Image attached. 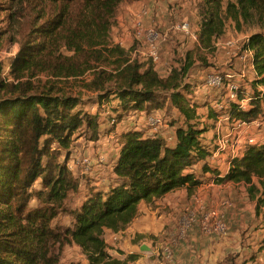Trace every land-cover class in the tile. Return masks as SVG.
<instances>
[{"label":"trees","instance_id":"16d2710c","mask_svg":"<svg viewBox=\"0 0 264 264\" xmlns=\"http://www.w3.org/2000/svg\"><path fill=\"white\" fill-rule=\"evenodd\" d=\"M138 1L0 0V17L6 21L0 47L14 41L16 30L22 32L8 69L0 60V264H124L113 255L106 230H125L139 214L142 201L180 186H196L204 173H213L220 183H244L256 212L264 206V140L247 144L242 155L231 159L224 176L206 162L217 145L206 140L209 127L199 121V105L192 99L196 92L183 84L193 61L190 50L186 61L174 64L166 78L151 75L150 69L143 71L137 57L124 67L130 49L111 44L110 33L120 23L124 3ZM197 8L198 51L200 47L214 50L229 21L239 30L248 23L264 27V0H199ZM244 48L253 51L257 78L252 83L251 108L234 106L233 111L249 121L263 112L264 97L257 86L264 84V30L253 32ZM88 70L95 71L89 87L100 90L101 100L117 98L123 111L151 113L169 97L183 125L177 127L175 144L141 129L124 131L113 166L117 177L107 187L90 185L86 198L70 208L68 201L81 186L80 177L68 165L72 135L86 125L96 137L99 122L97 114L79 107L82 96L58 83ZM230 81L236 80L227 78L226 84ZM237 82L239 95L248 93ZM199 163L202 173L194 170ZM62 212L72 216L70 225L54 224ZM67 245H77L87 262L62 263ZM260 249L264 250V238ZM236 261L228 254L218 264H246Z\"/></svg>","mask_w":264,"mask_h":264},{"label":"rangeland","instance_id":"374dc122","mask_svg":"<svg viewBox=\"0 0 264 264\" xmlns=\"http://www.w3.org/2000/svg\"><path fill=\"white\" fill-rule=\"evenodd\" d=\"M179 1L181 3L189 1L190 4L184 6L181 5ZM198 1L199 0H168L167 10L170 12V15L167 22H163L162 24L158 23L156 25L158 29L166 34V39L162 42L163 71H161L159 67L155 69V64H152L147 58L136 55V50L139 48L141 49L143 46L134 35L136 24L135 17L139 14V8H134V5L124 3L126 6H123L122 10L120 9L121 15L119 10L120 23L111 30L110 42L111 44H119L130 49L128 54L124 57V67H128L129 62L137 57L144 65L143 71L150 69L151 75L157 73L163 78L169 76L174 64H176V66H181L186 61L185 56L190 50V52H192L191 58L193 61L188 73L183 79V84H189L193 92H196L193 94L192 99L199 105V121L201 126L205 124L209 127V130L205 133L206 140L208 142L213 140L211 145L215 146L218 136V123L220 119H223V116L228 113L232 102L223 99L222 95H224L225 90L217 91L206 85L204 76L206 73L212 71L221 72L226 76L228 75V80L240 81L242 87L252 96V83L253 80L257 78V74L248 76L251 60L249 55H246L247 49L244 48V43L253 32L264 30V27H260L255 23H248L243 24L242 29L239 30L232 21H229L226 34L217 41L214 50L200 47L198 51L196 49L197 46L199 47L197 39L199 38L200 32L196 29L198 25L200 26V17L197 8ZM130 10L132 11L130 12ZM127 13L128 20L125 21V15ZM184 21L190 23L192 30L191 34H195L197 39H194L193 35L175 28L176 24ZM127 25L130 27L123 30ZM5 27L6 21L1 16L0 31L4 30ZM14 37L15 39L13 42L5 41L4 45L0 47V60L6 63V65H4L6 69H8L9 59L12 55L17 53L20 47L19 40L22 38V32L16 30ZM137 53L139 54V52ZM178 59L180 60L179 63L176 61ZM103 68L109 71L113 70L110 66H103ZM94 72L95 71L88 70L84 75L78 78H70L58 83L65 91L82 96L83 103H81L79 107L88 114H97L99 122V130L96 137L93 135L91 128L86 125L76 130L72 135V154L68 160V165L71 171L76 176L80 177L81 186L76 194L74 193L71 195L72 197L68 201V206L70 208L79 205L81 201L86 198L90 193V185L107 187L114 177H116L113 175V166L119 156L118 154L121 148L120 137L124 131L129 128L140 127L139 129L144 130L148 135L159 134L160 136H165L167 141L172 144L173 141L177 139V127L183 125L182 115L169 97L164 99L162 108L151 113L132 110L123 111L117 98L112 101H109L108 98L101 100L99 96L100 90H94L89 87L96 78ZM41 77L44 79L46 78L43 74ZM107 84L112 85L113 81H108ZM257 90L261 92L264 97V84H259ZM220 104L224 107L218 111L217 106ZM121 110L123 115L120 120ZM152 113L160 117V124L154 125L149 123L147 114ZM249 123L251 127L249 132H245V138L250 139L262 133V135H258L256 138L264 140V138H262V136L264 137V100L262 114L255 117L253 120H249ZM64 158L65 155L63 153L60 156V160H64ZM84 158H90L92 160L93 165L90 169H87L83 164L82 160ZM216 161H220L219 167L225 170L230 158L225 156L223 158L220 157L219 160H209V157L206 159V162L210 166H213ZM101 162L103 164L99 165ZM194 170L198 173H202V163L197 164ZM209 191V198H212L210 202H207L205 196L200 194H195L193 199L186 198L187 203L181 208V213H178V216L172 217L161 231L148 232V234L143 235V237L137 234L134 237L132 233H121L120 235V231L114 232L112 230H106L105 238L111 247L113 255L120 258V254L125 252V243L132 244L134 242V244L140 246L143 242L149 241L153 249L158 251L162 250L167 241L165 232L168 230V227L172 223H179L188 209L198 208L199 213L203 214L207 209L220 208V202L223 199L229 198L234 201L235 209L233 210L239 213V208L244 207L247 209V212L246 214H240L237 219L232 222V225L228 222L229 231L225 236L214 235L212 236L213 239L218 238V242L222 241L224 244H227V246H229L228 252L235 256L236 262L241 261L246 264H264V254L260 251L261 249L258 247V244L249 243L247 238H249L250 235L246 236L245 234L247 231H244L248 230L252 222H259L260 220L261 223L256 229H264V206L256 212L255 206L252 205L253 201L247 196V190L238 187H236L235 190H231L232 195H230L229 190L215 189L214 187H211ZM72 220L73 218L69 212H62L53 222L54 224L60 223L70 225ZM186 239H189V235ZM123 241L125 243H123ZM61 259L62 263L71 261L87 262L85 255L77 245H67L62 251ZM158 261H160V256L156 251V253L151 252L148 255L146 262H148V264H156Z\"/></svg>","mask_w":264,"mask_h":264},{"label":"crops","instance_id":"0c3cea01","mask_svg":"<svg viewBox=\"0 0 264 264\" xmlns=\"http://www.w3.org/2000/svg\"><path fill=\"white\" fill-rule=\"evenodd\" d=\"M167 3L168 0H140L134 4H131L134 5L133 6L134 8H139L138 11L139 14L137 15V17H135V22L137 21L138 18H141L146 25L156 26L158 23L159 24H162L163 22L166 23L170 15V12H168L167 10ZM180 4L186 6L189 5L190 3L189 1H186L184 3L180 2ZM131 11L132 10H130V12ZM127 20H128V13L125 15V21ZM128 27L130 26L129 25L125 26L123 30L127 29ZM196 29L197 31H200V26L198 25ZM134 35L136 37L135 28H134ZM138 50H136V52H139ZM246 55L248 56L249 54L247 53ZM249 57L251 60V66L250 69L248 70V76H250L251 74L252 75L257 74L254 65H252V56ZM158 67L161 71L164 70L162 63L159 65H155V69H157ZM222 96L223 99L228 100L225 94ZM224 118L225 116H223V119L222 118L220 119L219 123L222 122L223 129H229L231 127V124H229V122ZM139 128H129V129H139ZM239 128L240 129L237 132L241 133V135L243 136L245 132L247 133L250 130V127L248 128L244 126V124H240ZM258 135H262V133L257 134L256 137H258ZM256 137H254L256 141H263V139H259ZM262 138L264 137L262 136ZM176 140H174L172 144H175ZM229 155H230L229 153H223L219 155L218 158L215 157V159L212 155L209 157V160L210 159L219 160L220 157L223 158L225 156L227 158H230V161L227 162V166L225 170H222L221 167H219L220 161H216L215 164H213V167L218 168V170L220 169L219 176H224L230 168L231 165L230 162L232 158L231 155L230 157ZM102 164L103 163L101 162L99 165ZM113 175L117 177V174L115 172H113ZM214 179L215 178L213 176V173L211 172L204 173L202 182L196 186H190L189 184L180 186L162 195L155 194L153 198L149 201H142L140 203L139 214L134 218L133 222L125 230L120 231V235L121 233H132L133 236L135 237L137 234H139L138 236H143V235H147L148 232L161 231V229L165 227L166 223L172 217L178 216V213H181V208L187 203L186 198L193 199V196L195 194H200L205 196L207 202H210L212 200L211 197L209 198L210 195L209 190L211 189V187H214L215 189L229 190L230 195H232L231 190L233 189L235 190L236 187L247 190V186L244 183H235V182L227 181L224 183L218 182L212 184L211 181ZM252 205L255 206L253 202ZM233 209H235V204L234 207L225 210L226 218L228 222L231 223V225L232 222H234L235 219H237V217L240 214H246L247 212V209L244 207L239 208L240 211L239 213ZM241 211H245V212H241ZM180 223L181 221L176 224L180 225ZM260 223L261 220L259 222L254 221L248 227V230H244L247 231V233L245 234L246 236L250 235L249 238H247V241L252 244L255 243L258 244L259 248L261 245V241L264 238V229H260V228L256 229V227ZM172 224H170L168 230L165 232V235H167L166 243L170 241L173 237H177V230L172 227ZM188 235H189V239H186ZM187 236L184 239L182 238L179 239L178 243L175 246V260L170 264H218L219 262L223 261L228 254H230V252H228L229 246H227V244H224L222 241L218 242L219 240L218 238L213 239L212 236H214V234H205L198 223L194 224L190 228ZM123 243L125 242L123 241ZM134 243L132 244L125 243L126 246L125 252L120 254V259L125 260L126 263L129 261H133L134 264H148V262H146L148 255L151 252L153 253L154 252L156 253V251L157 253L159 252L158 250L153 249L149 241L143 242V244H141L140 246ZM260 251H262V254H264V250H260ZM156 264H159V261Z\"/></svg>","mask_w":264,"mask_h":264},{"label":"built area","instance_id":"2783aa9c","mask_svg":"<svg viewBox=\"0 0 264 264\" xmlns=\"http://www.w3.org/2000/svg\"><path fill=\"white\" fill-rule=\"evenodd\" d=\"M175 28L187 34H191L192 32L190 23L187 21L176 24ZM135 30L136 37L143 46L141 49L139 48V54L141 53V55L147 58L152 64H161L163 61L162 42L166 39V34L155 25H146L141 18L137 19ZM191 35L197 39L195 34L192 33ZM247 53L249 56H252V65H254L253 51L248 48ZM139 54L136 52V55ZM227 76L221 72L212 71L206 73L204 78L206 85L217 91L225 90L224 94L226 98L232 102V105L224 118L229 124H231V127L229 129H223L222 122L219 123L217 127V146L212 156L215 158L225 152L229 153L233 159L234 157L243 154L247 144L261 141H256L254 137L246 139L241 133L237 132L240 129V123L248 128L251 127V124L243 116L237 114V112L235 113L233 107L236 106L240 110H248L252 106L253 97L249 95V93L240 96V84L237 81H230L226 84ZM223 107L224 106L220 104L217 106V110L220 111ZM147 116L149 123L154 125L161 123V119L157 114L152 113L147 114ZM82 162L87 169H90L93 165L90 158H84ZM211 183L215 184L218 182L214 179ZM232 207H234V201L226 198L221 201V208L207 209L203 214L199 213L198 208L188 209L187 213L183 216L180 225L172 224V227L177 230V237H173L164 245L162 250H159V264H170L175 260L176 244L179 239H184L187 236L190 228L196 223L200 225L205 234L225 236L229 231V223L226 218L225 210ZM126 264H134V262L129 261Z\"/></svg>","mask_w":264,"mask_h":264}]
</instances>
